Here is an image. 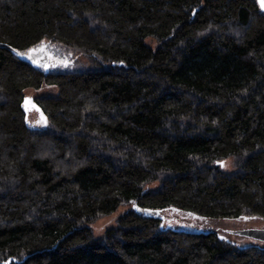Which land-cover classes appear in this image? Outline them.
<instances>
[{"label": "trees", "instance_id": "16d2710c", "mask_svg": "<svg viewBox=\"0 0 264 264\" xmlns=\"http://www.w3.org/2000/svg\"><path fill=\"white\" fill-rule=\"evenodd\" d=\"M45 40L81 59L20 55ZM44 86L38 126L23 101ZM241 217L264 220L257 0H0V262L264 264L261 244L184 225Z\"/></svg>", "mask_w": 264, "mask_h": 264}, {"label": "rangeland", "instance_id": "374dc122", "mask_svg": "<svg viewBox=\"0 0 264 264\" xmlns=\"http://www.w3.org/2000/svg\"><path fill=\"white\" fill-rule=\"evenodd\" d=\"M44 49L43 51H38L36 54H32L30 52L31 49ZM33 48L26 51L24 54L25 57L30 58L32 61L35 62V64L42 68L43 70H56V69H64V68H72L75 66V64L78 63L79 59H81V54L76 51L65 49L62 45L50 41L45 40L41 44H38L34 46ZM63 61V63H61ZM39 62V63H38ZM55 89L53 86H44L40 90L30 88L26 90L27 95L37 96L40 93L46 92L51 93L54 92ZM31 123L34 125L41 126L43 121L45 119L41 118L39 115V112L37 110H32L29 113ZM43 154H48L45 149L41 151ZM231 165V162L228 161L226 163V166ZM127 207H120L116 212L113 214L103 217L99 219L97 222L93 223L91 227L97 234H102L104 231H106L108 228L112 227L120 214H122ZM180 217L173 213H166V219L164 222L165 224L169 225H175V228H181L179 223L176 222V220H179ZM176 219V220H175ZM184 224L187 227L186 228H192V229H199L201 231H215L217 232L220 237L224 240H227L232 243H236L238 245H250V244H261L264 246V243L245 237L240 235H235L229 232L231 229H240V228H246V227H264V220L257 217H250V218H236V219H223V218H194V219H188L185 220ZM182 225V226H184Z\"/></svg>", "mask_w": 264, "mask_h": 264}, {"label": "water", "instance_id": "95a60500", "mask_svg": "<svg viewBox=\"0 0 264 264\" xmlns=\"http://www.w3.org/2000/svg\"><path fill=\"white\" fill-rule=\"evenodd\" d=\"M259 5H260V0H257ZM261 7V5H260ZM262 9V8H261ZM264 11V9H262ZM26 98H31V100L34 102V105L36 107H33L32 105H28L26 107L25 105V100ZM23 107L24 108H29L30 110H33L36 108L39 109V113L43 118H46L45 112L42 109V107L37 104L34 99L32 98V96H25L24 101H23ZM135 209L138 210V207L135 205ZM142 212L145 216H151V217H160L162 219L165 218L164 215L161 214V210L160 209H153V208H143ZM230 233L235 234V235H240V236H245L257 241H260L262 243H264V227H246V228H240V229H231L229 230ZM12 258L2 261L0 262V264H11Z\"/></svg>", "mask_w": 264, "mask_h": 264}, {"label": "snow or ice", "instance_id": "6c2138e0", "mask_svg": "<svg viewBox=\"0 0 264 264\" xmlns=\"http://www.w3.org/2000/svg\"><path fill=\"white\" fill-rule=\"evenodd\" d=\"M260 5H261V8L264 9V0H260ZM43 50H44V49L37 50V49L33 48V49L30 50V52H31L32 54H36L38 51H43ZM20 55H24V54H23V53H20ZM29 58H32V57L30 56ZM38 63H39V62H38ZM61 63H63V61H61ZM25 105H26V107H27L28 105H32L33 107H36V106L34 105V102L31 100V98H26V100H25ZM36 110L39 111L38 108H36ZM45 122H46V118H45Z\"/></svg>", "mask_w": 264, "mask_h": 264}, {"label": "bare ground", "instance_id": "6f19581e", "mask_svg": "<svg viewBox=\"0 0 264 264\" xmlns=\"http://www.w3.org/2000/svg\"><path fill=\"white\" fill-rule=\"evenodd\" d=\"M27 96H32V95H27ZM32 98L34 99V101L37 103V104H39L38 103V101L36 100V98L34 97V96H32ZM24 108V107H23ZM25 109V111L27 112V116L29 115V113L32 111V110H30L29 108L27 109V108H24ZM33 110H35V109H33ZM39 112V111H38ZM39 115H40V113H39ZM40 117L41 118H43L41 115H40ZM43 119H45V118H43Z\"/></svg>", "mask_w": 264, "mask_h": 264}]
</instances>
